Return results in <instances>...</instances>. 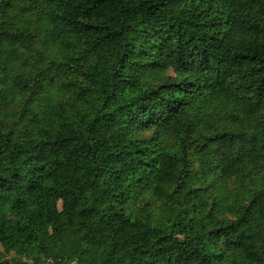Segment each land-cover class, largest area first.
Returning <instances> with one entry per match:
<instances>
[{"label": "trees", "instance_id": "1", "mask_svg": "<svg viewBox=\"0 0 264 264\" xmlns=\"http://www.w3.org/2000/svg\"><path fill=\"white\" fill-rule=\"evenodd\" d=\"M0 264H264V0H0Z\"/></svg>", "mask_w": 264, "mask_h": 264}]
</instances>
